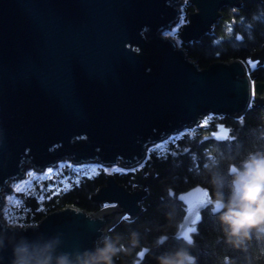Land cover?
Here are the masks:
<instances>
[{
  "label": "water",
  "instance_id": "95a60500",
  "mask_svg": "<svg viewBox=\"0 0 264 264\" xmlns=\"http://www.w3.org/2000/svg\"><path fill=\"white\" fill-rule=\"evenodd\" d=\"M182 1L0 0V238L8 244L0 264H10L13 237L57 236L72 259L101 246L122 217L141 211L145 180L154 172L149 169L144 180L140 170L134 172L129 180L139 186L133 190L106 173L90 198L116 206L91 212L67 204L35 224L13 225L2 215L3 190L11 192L8 182L24 175L25 166L41 171L67 158L130 169L150 145L209 112L240 116L252 103L264 104V81L253 79L242 60L200 67L163 33L180 17ZM187 1L194 10L179 30L184 42L209 32L224 5H240ZM250 58L260 63L264 44ZM207 137L234 136L218 122ZM210 197L201 184L178 192L184 213L176 230L162 236L192 237ZM147 250L137 251L135 264Z\"/></svg>",
  "mask_w": 264,
  "mask_h": 264
},
{
  "label": "trees",
  "instance_id": "16d2710c",
  "mask_svg": "<svg viewBox=\"0 0 264 264\" xmlns=\"http://www.w3.org/2000/svg\"><path fill=\"white\" fill-rule=\"evenodd\" d=\"M193 9V5L185 1L180 17L186 20L187 13ZM176 35H179V29ZM263 44L264 0H240L238 6L224 5L209 32L206 31L197 39L185 42L179 40V45L200 67L207 66L213 60L237 58L245 63L248 73L256 81H264V64L251 69L248 59L251 52L260 49ZM207 118L211 125L216 119L225 121L233 127L234 137L231 140L202 141L199 138L207 132V126L200 121L190 126V129L171 133L165 141L155 142L148 147L142 163L145 174L143 180L147 178L149 169H154V172L145 180L147 193L140 201L141 211L133 218L122 217L107 232L110 237H119L121 245H128L131 234L135 232L141 247L130 255L121 252L115 259L116 264H135V255L143 247L148 250L137 264H156L155 254L182 244V241L172 236H168L161 246L156 244L157 238L172 234L182 218L184 211L180 201L175 198L176 194L201 184L209 188L213 195L208 184L210 165H215L212 171L226 170L229 159L235 157L238 160L254 148L264 150V104L252 103L238 117L213 113ZM193 136L196 138L193 139ZM59 167L57 179L49 177L51 185L46 189L41 190L36 179L33 181L36 188L33 192L28 187L21 190L19 196L15 197L16 201L5 208L3 218L13 225H29L67 204L86 211L100 210L102 205L91 199L90 194L105 182L107 172L104 167L98 166L97 172L68 162ZM111 173L118 182L132 188L129 178L133 176L134 170L115 168ZM192 239L194 244L190 252L196 257V264H264V239L253 236L245 248L231 246L226 243L210 209L203 212Z\"/></svg>",
  "mask_w": 264,
  "mask_h": 264
},
{
  "label": "clouds",
  "instance_id": "9594fccd",
  "mask_svg": "<svg viewBox=\"0 0 264 264\" xmlns=\"http://www.w3.org/2000/svg\"><path fill=\"white\" fill-rule=\"evenodd\" d=\"M214 167V164L209 166L208 179L213 192L211 213L226 243L245 248L253 236L264 239V150L254 148L238 160L229 159L226 170L212 171ZM4 239L0 238V250L8 247ZM166 239V236L157 238V246ZM176 240L183 243L155 254L156 264H196V257L190 252L194 244L192 237L178 233ZM10 245V264H115L121 252L130 255L141 247L135 232L128 245H121L119 237L105 235L101 246L78 253L75 259L71 258L72 252L63 249V242L57 236L13 237Z\"/></svg>",
  "mask_w": 264,
  "mask_h": 264
},
{
  "label": "rangeland",
  "instance_id": "374dc122",
  "mask_svg": "<svg viewBox=\"0 0 264 264\" xmlns=\"http://www.w3.org/2000/svg\"><path fill=\"white\" fill-rule=\"evenodd\" d=\"M187 1V0H183L180 4V14H181V8L184 4V2ZM194 10V9H193ZM179 14V16H180ZM184 22H187V19L184 20L182 19L181 17L178 18V20L171 26L170 29H168V31L165 32V30L163 31V33H165L166 35H171V36H174L175 35V32L180 28H181V25L184 23ZM167 30V29H166ZM178 43H179V38L178 36H174ZM258 59L254 60V59H251L249 58L248 61H249V64L253 65L255 61H257ZM252 77V76H251ZM238 117V116H237ZM168 137V136H167ZM167 137H165L164 139H161L159 140L158 142H163L167 139ZM145 159V158H144ZM144 161V160H143ZM143 161L139 164H137L136 166H134L133 168H130L129 170H134V172H137L138 170H140L141 172V175L143 176V171H142V163ZM64 162H68L70 164H74L75 166H78V165H81L82 167H86V168H89L91 171L90 172H97L99 170V167L100 164L99 162H96V161H93V162H80V163H72L69 159L67 158H64L62 160H58V164H62ZM59 165H57L56 167H52V166H46L44 169H42L41 171H34L33 170V165L32 164H29L28 166H25L24 167V175H22L21 177H18V178H15V179H12L10 180L9 182V188L11 189V192H8L7 190H3V193H4V203L1 207V210H2V214L5 212V208L7 207L8 204H11L12 202H15L16 201V196H15V191L14 189H17V188H20L21 190H23V186L24 184H26L30 178L29 176L30 175H33L34 178H36L37 180L42 178L46 173H48V175L50 176H53V173L57 174L56 173V169L60 168ZM104 167V171H106L107 173H111L115 168H122L120 167L119 165L117 164H111L109 166H105V165H102ZM133 177V176H132ZM70 178V177H69ZM66 179V178H65ZM130 185H131V189H136L135 187H133V185L135 186H139L136 182H130ZM35 187V186H34ZM31 188L30 186L28 187V189ZM19 189V190H20ZM18 192V191H17ZM105 203H108V202H103L102 203V206L105 204ZM105 206H108L107 204H105ZM104 206V207H105ZM92 212V211H91ZM95 212V211H94Z\"/></svg>",
  "mask_w": 264,
  "mask_h": 264
},
{
  "label": "flooded vegetation",
  "instance_id": "af4514ba",
  "mask_svg": "<svg viewBox=\"0 0 264 264\" xmlns=\"http://www.w3.org/2000/svg\"><path fill=\"white\" fill-rule=\"evenodd\" d=\"M248 63H249V61H248ZM262 64H264V59L259 63V61L257 60V61H255L254 62V64L252 65H250L249 64V67L251 68V69H254V67H256L257 65H262ZM253 77V76H252ZM210 114H213V113H209V114H207L206 115V117L204 118H202L201 119V121L203 122V124H205L207 127V132L206 133H203V135L199 138V139H201L202 138V141L203 140H208V139H212V140H216V139H213V138H208L207 136L216 128V124L218 123V122H222V123H224L225 124V126H227V127H229V135H231V136H234V134H233V127L232 126H230V125H228V124H226V122L225 121H222V120H220V119H216V121H213L214 122V125L212 124L211 125V122H207V120L209 119V118H207L208 117V115H210ZM216 115H219V114H216ZM207 118V119H206ZM239 121H242V120H240L239 119ZM198 124V123H197ZM192 127V126H191ZM185 129H190V127H187V128H185ZM183 131V130H182ZM192 137V136H191ZM194 138H196V136H193V139ZM223 140H231V139H229V138H226V139H223ZM217 141H221V140H217ZM59 169V168H58ZM58 169H56V173L58 174L59 173V170ZM144 173H143V176H142V178L144 177ZM49 177H52V179L53 180H55V179H57V176H56V174L55 173H53V176H50V175H48V173H46L42 178H40V179H38V181H39V185H40V188H41V190H43V189H46L47 187H49L50 185H51V182L49 181ZM132 177V176H131ZM29 178H30V180L26 183V184H24V186H23V190L24 189H26L27 187H31V188H29V190L30 191H34L36 188L34 187V182L33 181H37L36 180V178H34V176L33 175H30L29 176ZM20 188H17V189H14V191H15V193L18 191L19 193H20V191H21V189L19 190ZM209 189V188H208ZM210 191V190H209ZM210 194H211V192H210ZM15 196L16 197H18L19 196V194H15ZM211 197H212V194H211ZM175 198H176V196H175ZM181 203V202H180ZM182 205V204H181ZM206 209H210V211H211V206L209 205V206H207L206 208H204L203 210H202V214H203V212L206 210ZM184 211V210H183ZM198 226V225H197ZM113 227V226H112ZM111 227V228H112ZM110 228V229H111ZM194 234V233H193Z\"/></svg>",
  "mask_w": 264,
  "mask_h": 264
},
{
  "label": "bare ground",
  "instance_id": "6f19581e",
  "mask_svg": "<svg viewBox=\"0 0 264 264\" xmlns=\"http://www.w3.org/2000/svg\"><path fill=\"white\" fill-rule=\"evenodd\" d=\"M10 182V181H9ZM8 182V183H9ZM105 204H107L108 206H105ZM103 206H101V209L102 208H105V207H109V206H116L117 204L116 203H113V202H110V203H105ZM105 206V207H104ZM123 215V214H122ZM118 218H120V216L118 217Z\"/></svg>",
  "mask_w": 264,
  "mask_h": 264
},
{
  "label": "snow or ice",
  "instance_id": "6c2138e0",
  "mask_svg": "<svg viewBox=\"0 0 264 264\" xmlns=\"http://www.w3.org/2000/svg\"><path fill=\"white\" fill-rule=\"evenodd\" d=\"M185 235H187V233H185Z\"/></svg>",
  "mask_w": 264,
  "mask_h": 264
}]
</instances>
